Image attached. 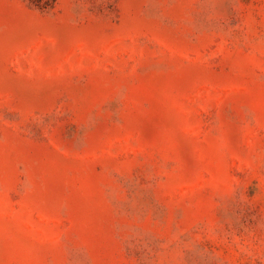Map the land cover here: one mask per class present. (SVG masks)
<instances>
[{
    "label": "rangeland",
    "instance_id": "374dc122",
    "mask_svg": "<svg viewBox=\"0 0 264 264\" xmlns=\"http://www.w3.org/2000/svg\"><path fill=\"white\" fill-rule=\"evenodd\" d=\"M0 264H264V0H0Z\"/></svg>",
    "mask_w": 264,
    "mask_h": 264
}]
</instances>
